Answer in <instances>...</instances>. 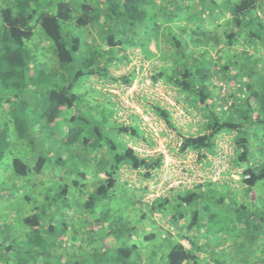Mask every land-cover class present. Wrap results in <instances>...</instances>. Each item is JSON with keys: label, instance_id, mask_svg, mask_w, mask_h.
<instances>
[{"label": "trees", "instance_id": "16d2710c", "mask_svg": "<svg viewBox=\"0 0 264 264\" xmlns=\"http://www.w3.org/2000/svg\"><path fill=\"white\" fill-rule=\"evenodd\" d=\"M39 27L44 34H37ZM154 60L148 77L185 100L191 119L186 125L201 126L195 132L179 129L167 105L143 94L150 106L141 104L144 109L182 141L170 153H195L200 170L211 172L223 151L220 142L232 134L230 169L223 172L228 180L215 182L206 175L191 186H165L161 198L147 197L166 168L165 156H143L130 145L154 147L157 138L111 87L133 84L145 63ZM84 76L88 80L82 83ZM218 77L229 86L226 97L219 93ZM88 82L93 90L75 92L77 83L83 88ZM86 96L92 101L82 109H95L94 114H69ZM65 121L81 124L67 128ZM263 128L264 0H0V230L8 218L18 227L6 250L0 248V264H15L16 255L26 264L23 254L47 258L55 233L47 210L70 211L71 204H60L66 198L85 214L65 222H76L84 239L98 243L75 264H264V146L257 141ZM74 142L94 154L93 177L88 179L87 171L68 180L45 175V145L64 150ZM63 163L60 157L57 164ZM231 166L241 173L240 188ZM128 170L143 178V187L124 178ZM9 184L37 189L18 197L24 199L14 208L22 215L34 199L40 204L23 217L6 216ZM117 201L123 208L114 210ZM222 220L233 240H244L238 249L246 255L239 251L238 259L225 258L214 249L203 230L212 231ZM139 221L147 244L140 253L135 252L140 251ZM124 236L134 241L121 244ZM110 237L118 255L111 256L112 263L99 241ZM20 243L27 247L22 250Z\"/></svg>", "mask_w": 264, "mask_h": 264}, {"label": "rangeland", "instance_id": "374dc122", "mask_svg": "<svg viewBox=\"0 0 264 264\" xmlns=\"http://www.w3.org/2000/svg\"><path fill=\"white\" fill-rule=\"evenodd\" d=\"M37 34H44L43 30L39 27L38 28V32ZM36 34V35H37ZM35 35V36H36ZM41 44L43 45L44 43L41 42ZM151 48L153 51H156V47L154 45H151ZM157 60H154L153 62L151 61H147L145 63V66L143 68L142 73L139 75L140 77H138L136 80V86L137 88L139 87V89H137L136 91V95L133 98L127 99V95L126 92L123 93L122 90H119L117 87H111L112 89L116 90H111L114 94H116L117 96L120 97V99L122 101H124L125 104H127V107H130L131 110L132 108L135 110V108L137 110H141V112H144V107L146 106V109H149V105L146 99H144L142 97V95H147L145 91L141 90H147V89H140L141 87H143L146 84V80H149L148 76L149 71H150V67L153 66L155 63H157ZM127 69V68H125ZM88 76H84L82 78V83L86 82ZM216 83H218L220 85V87L222 88L219 93L223 96L226 97V95L228 94L229 91V86L224 82V80L216 78L215 79ZM164 85V84H163ZM76 87L75 92H80L82 91H90L93 90V86L90 85V83H86L84 85H82L83 88H80L79 84L77 83L75 85ZM164 89V94L168 95L170 97V99L173 102H176L178 105H180L182 107V105L185 103V100L183 101L182 97H179L175 92L174 89H172L171 87H163ZM91 97V95H89ZM86 96V100L84 102V99H82L80 101V107L74 109L71 111L72 114L73 112H75V114L78 113H85V114H90L93 113L94 114V110L93 109H82V107H86L88 108V106H90V102L92 101V99ZM143 98V99H142ZM178 98V99H177ZM149 99V97H148ZM181 100V101H178ZM143 104V106L141 105ZM170 109L171 107L168 106ZM184 107V106H183ZM78 110V112L76 111ZM135 110L137 113L138 111ZM140 114V113H139ZM175 116V115H174ZM102 115H99V118H101ZM146 117V116H145ZM180 121L176 122L178 125V128L181 130H187V131H199L201 126L198 124H193L192 126H188L186 125L189 118L186 117H182L180 118ZM197 119V118H196ZM194 119V121L196 120ZM158 125H155V129L157 130H164L163 131H167V126L165 125L164 122L161 121H157ZM81 124L80 121H74V122H70V121H65L63 123V127H67V128H71V127H79ZM264 131V128H263ZM232 135V134H231ZM230 134H227V141L225 140V143H223V154H225V148L224 145L228 144L229 139L231 138ZM77 138V137H76ZM165 138V139H164ZM172 138V139H171ZM175 138H178V135L175 131H172L170 135H165V133L161 132L159 134V138L157 139V146L161 147V145H165V149L161 148L162 152L164 151V153L166 154V158H165V163L167 162L168 165H165V170L164 172L161 173V178L156 182L153 181L152 185H151V192L150 194L147 196L148 198L151 199H155L158 197H162L163 195V189L165 188V186L169 185V186H177L179 184H184L186 186H191L194 183H199L202 182L204 180V177L207 175L204 172L201 171H195L192 172L190 170H188V166L185 165L182 161H181V157H177L176 155H174L173 153H170V151L168 149H172L173 147H171L170 140L173 141ZM258 144L261 146H264V136H261L257 139ZM50 143L47 145H53V139L52 141H49ZM168 144V145H167ZM47 155L49 156V160L47 162V168L45 170V175H60L63 177L67 178H78V173L79 171H87L88 172V179L90 177H93V173L95 171L94 169V154L88 149L86 151H82L81 149H78V145L77 142H74L72 145H68L67 147L64 148V150L58 146L55 150L54 147H49L47 146ZM252 147H253V143H252ZM72 150V153L70 152ZM160 152V151H159ZM230 151H227V156H230ZM255 153L254 147H253V154ZM71 154V156H70ZM164 154V156H165ZM62 157L64 159V163L63 164H57V160ZM195 155L192 156V162L191 165H189V167H193L196 168L197 166H199L200 168H202L195 160ZM253 157V156H251ZM186 157L182 158L185 159ZM10 159V158H9ZM8 158L5 159V161H9ZM171 159H173V161H171ZM231 160V159H230ZM229 158L226 159V164H227V168L228 170L230 169V162ZM11 161V160H10ZM194 162V163H193ZM195 164V165H194ZM217 164H219V161L217 160ZM62 165V166H61ZM222 170H224V167H221ZM64 170H72L70 172L69 175H66V173H64ZM233 167L231 166V171L230 174L232 173L233 175V180H237V182H235L234 184L237 185L238 188H240L241 184H239L238 180L241 177V173H235ZM135 172L133 170H128L126 173H124V178L129 179L132 181V183H134L135 186H137V189L141 186H144V181L143 178H140V176H138L137 174L135 175ZM205 172H209L206 171ZM2 175L7 177V178H11V173L10 171H4L2 172ZM45 175L40 176L41 178H38L36 180L37 185L42 186V178H46ZM227 175V174H226ZM223 176V180H228L229 178H227V176ZM103 176V175H102ZM21 178H25V177H21ZM125 179V180H126ZM68 180V179H67ZM82 181H84V179H81ZM87 180V179H86ZM85 180V181H86ZM130 182V181H129ZM167 183V184H166ZM189 184V185H188ZM10 187L13 186V184H9ZM32 186H27L26 188H21L18 185H14L13 189L10 190L9 193V199L5 200L6 202L10 201V209L7 210L6 212V216H9L11 218L14 217H23L24 215L31 213L30 211H32V207L36 206L37 204H40V202H36V199H34L30 205H29V211L27 213H24L23 215L16 210L14 207L16 206V202L23 200L24 198H18L20 197H24L27 194H30V196L34 195L35 193H37V189H31ZM83 188V187H82ZM257 188V187H256ZM84 190V188H83ZM224 190L226 191V188L224 187ZM51 194L50 195V200H53L55 198V194L54 193H48ZM160 197V198H161ZM264 198V196H263ZM73 199V198H70ZM60 201V200H59ZM1 202V201H0ZM74 200L68 202V199L66 198L64 201H62L60 204L61 206H65L67 203L71 204V210L67 211H55L52 212L50 210H47L49 216L48 218L53 222L54 226H55V233H53L50 236V240L48 243V246L50 248V254L49 255H45L47 258H42V260L38 261V258H34V257H26L25 254L24 255V259L22 258L23 262H26V264H75V262L77 261H82V256H84L87 252L89 255V251L92 252L95 248L98 247V243H92V242H88L87 239H84V233L81 232L79 230V226L76 222L71 221L69 223H66V219H71V218H76L79 217L84 218L83 214L81 212H78V210L74 207H76V204H74ZM118 202V201H117ZM121 202V201H120ZM118 202L116 203L117 205L115 206L114 210L118 209V208H123V206L121 205V203ZM2 207V206H1ZM16 211V212H15ZM78 212V213H75ZM15 212V215H13V213ZM51 213V214H50ZM117 214L119 213L116 212ZM5 228H3L2 230H0V248L5 249L7 248L8 245L11 244V242L13 241V238L16 237V233L18 231V227L14 224V221H12L10 218H8L5 222H4ZM137 235H139V237H137L136 243L138 244V246L140 247V251L136 250L135 252H141V248L144 246H147L146 241H144V239L142 238L143 233L144 232V225L143 222H137ZM228 222L226 220H222L220 222H218L217 224L213 225V229L212 231H209L208 229H204V233L206 234V237L213 242L216 246L214 247V249H216L220 255L224 256L225 258H234V259H238L240 257V254L242 255V253L244 255H246L245 251H240L238 248L242 245V242H244V240H233L232 237L227 233L228 232ZM1 229V228H0ZM216 229L217 232H215L214 230ZM102 231H105L104 229H102ZM73 235H75V237H73ZM136 239V238H135ZM203 239V238H202ZM101 243V248H100V252H102L103 257H106V247L108 248V255H107V260H109L111 258V256H118L117 252L115 253L113 251L114 247H116V245H114L113 242V238L110 237L109 239H106V241H101L99 240ZM123 241H128L127 243L131 244L134 240H130L129 238H127L126 236H124L123 240L121 239L120 243L122 244ZM160 241V239H156L155 242L158 243ZM124 244V243H123ZM152 245H154L153 243H151ZM150 245V243L148 244ZM21 246V249L24 250V247H27L26 245L23 246L22 243L19 244V248ZM264 246V245H263ZM212 249H208L207 250V254L212 258L213 253H211ZM242 253H240V252ZM134 252V253H135ZM114 253V254H113ZM113 254V255H111ZM1 255V254H0ZM102 257V258H103ZM146 255H143V258H145ZM16 263L15 264H19L20 259L18 257V255H16ZM26 259L28 261H26ZM1 260V257H0ZM111 263L112 261L109 260ZM5 262V261H4ZM22 262V263H23ZM112 264H118L116 262H113Z\"/></svg>", "mask_w": 264, "mask_h": 264}, {"label": "built area", "instance_id": "2783aa9c", "mask_svg": "<svg viewBox=\"0 0 264 264\" xmlns=\"http://www.w3.org/2000/svg\"><path fill=\"white\" fill-rule=\"evenodd\" d=\"M136 82L137 81H135L133 84H131L129 86H125L123 89H119V90H122V91L124 90L126 92V95L128 96L127 99L133 98L136 95V92H137L136 90L139 89V87L137 88V86H136ZM161 86L165 87L162 83H160V82L154 83L149 78V80H146V84L143 87H141L140 89H147L146 91L150 94L149 96L151 98H158V99L161 100L162 104L167 105V107L170 106L171 109L169 107L168 108L172 111L173 116L175 115L174 118L176 119V121H180L179 117L180 118L186 117V118H189V120H191L190 117L188 116V114L186 113L183 105L181 107L176 102H173L167 94L166 95L164 94V89ZM112 90H114V89H112ZM114 91H116V90H114ZM135 110H137V109L135 108ZM137 111H138V113H140L142 115V119L147 125V127H146L147 130L149 132H151L154 135L155 138L158 139L159 138V134L161 132H163V130H164V128H163V130L155 129L156 128L155 125L156 126L158 125V122H157L158 119L153 114H151L149 112L145 113L143 111L141 112V110H137ZM171 132L172 131L169 130V128H168L167 129V135H170ZM181 143H182V141L175 140L174 143H173V146L174 147H179L181 145ZM223 143H225V140L220 142V145L222 146V148H223V145H222ZM161 148L165 149V145H161V147L157 146L155 148H150V147L145 146V145H143L141 143L140 145L134 146V149L139 151L143 156L152 155L155 152H159V151L162 152ZM224 148H225V154L222 155L223 154V151H222L220 156L218 155L216 158H214L215 168L211 172L202 171V170H200L201 168L199 166H197L196 168H193L192 166L189 167V165H191V162H192V158L191 157L194 156L193 154H189L185 159H182L184 157H181V161L185 165L188 166L187 167L188 170H190L192 172H195V171L204 172V173L207 174L208 177H210L213 181L216 182V181H219L220 179H222L223 178V172L224 171L227 172V170H228L227 164H226V159L229 157V156H227V151L229 150L231 152L230 144L229 145L225 144ZM162 153H164V151ZM165 158H166V154H165ZM217 160L219 161V164H217ZM171 161H173V159H171ZM165 165H168L167 162L165 163ZM221 167H224V170H222Z\"/></svg>", "mask_w": 264, "mask_h": 264}, {"label": "clouds", "instance_id": "9594fccd", "mask_svg": "<svg viewBox=\"0 0 264 264\" xmlns=\"http://www.w3.org/2000/svg\"><path fill=\"white\" fill-rule=\"evenodd\" d=\"M133 83H134V82H133ZM142 91L147 92L146 90H141V92H142ZM123 93H124V92H123ZM146 94L149 96V93H148V92H147ZM144 112L146 113V112H148V111H146V110L144 109ZM140 115H141V114H140ZM141 116H142V115H141ZM165 135H167V134H165ZM171 139H172V138H171ZM175 140L181 141L180 138H175L173 141L170 140V143H172V144H171V147H174V146H173V143H174ZM130 145H132L133 147L136 146V145L131 144V143H130ZM157 145H158V144H156L154 147H150V148H155V147H157ZM167 145H168V144H167ZM168 150H169V149H168ZM190 154L195 155V153H190ZM174 155H175V154H174ZM177 157H178V156H177ZM186 157H187V156H186ZM229 165H230V164H229ZM231 176L233 177L232 174H231ZM222 179H223V178H222ZM167 187H172V186L167 185ZM184 243H185L186 245H188L186 241H184Z\"/></svg>", "mask_w": 264, "mask_h": 264}]
</instances>
